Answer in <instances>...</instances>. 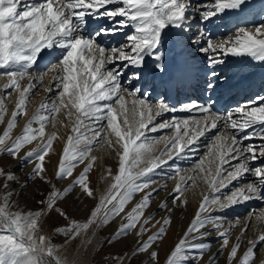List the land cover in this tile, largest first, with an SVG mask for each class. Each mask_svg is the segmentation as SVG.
I'll return each mask as SVG.
<instances>
[{
	"label": "snow or ice",
	"instance_id": "1",
	"mask_svg": "<svg viewBox=\"0 0 264 264\" xmlns=\"http://www.w3.org/2000/svg\"><path fill=\"white\" fill-rule=\"evenodd\" d=\"M244 7H247L246 0H211L196 6V11L200 12L202 20L208 21L225 10L243 11ZM191 8L189 0H0V78L7 77L4 88L18 92L19 97L16 111L0 135V155L33 163L30 179L35 177L51 185L38 201V208L24 211L13 200L18 177L15 172L0 167V264H72L61 255L63 245L53 243L54 236L62 235L66 241H71L87 235L90 229L94 231L107 226L136 194L143 193L125 214L127 222L122 223L115 234V239L127 237L151 206L153 195L160 191L152 187L157 182V170L163 173L168 161L185 159L188 152H195L198 139L213 129L218 130L217 134L211 138L208 152L196 161L193 169L202 174L200 178L213 195L203 196L191 226L169 253L165 264H199L211 245L194 241L205 240L213 230L221 240L220 252L229 249L235 225L224 228V217L214 216L212 211L252 199H264V98L242 105L234 112L221 114L212 110L211 103L202 106L194 101L179 109L163 100L152 103L146 90L137 87L149 70L147 61L154 62L153 74L165 72V54L161 50L164 30L169 26H183ZM100 20L108 21L111 26L91 29V22ZM125 28L130 31L118 47L106 48L99 41L101 36L115 35ZM200 35L204 39V34ZM45 50L51 60L41 69L37 61L42 59ZM201 51L208 54V64L213 69L228 55L249 56L264 62V25L251 30L239 28L227 39L215 42L207 38ZM132 69L135 71L124 78V73ZM50 73L55 87L45 91H55V96L41 105L42 112L47 114L38 112L22 133L12 139L17 116L26 115L32 90L37 84L43 87L45 77ZM210 75L216 77L217 73L213 70ZM25 78L29 83L22 88L21 81ZM170 83L176 87L184 86L186 77L175 76ZM207 86L215 87L213 83ZM11 94L6 92L0 97V123L6 115L5 99ZM178 111L189 115H173L171 119L157 121L158 117ZM61 114L69 122L64 127L73 125V135L67 137L56 174L58 181L71 178V183L63 190L52 184L45 167V158L58 139L57 132L49 133L46 142L43 139L46 125L51 124L55 129L56 117ZM34 124L38 126L34 128ZM257 126H260L259 131ZM165 129H172L174 134L171 137L147 134ZM257 138L259 144L245 143ZM36 140L40 141L37 147L21 156V150ZM161 142L165 143V149L156 156L153 154L155 146ZM104 145H107L106 151L110 150L118 157V170L113 175L109 169L112 182L97 197L89 179L96 157L90 153L93 146ZM257 160L261 161L260 166L253 165L252 162ZM81 164L85 165L83 171L74 176L75 169ZM180 172L178 165L169 169L168 179L179 176L171 194L174 207L177 201L181 207L188 203L180 197L197 180V175L185 177ZM245 176L255 179L233 188L230 194L222 191ZM75 188H79L86 198L97 201L84 221L71 218L60 206ZM160 208L168 209V202L162 203ZM60 219L67 224H60ZM152 219L148 216L140 224L137 247L128 264L141 256L147 258L148 264H159L155 246L165 237L171 216L164 219L157 233L144 240L143 236L149 230L146 226ZM259 219L264 220V213ZM49 221L52 222L51 231L46 233ZM235 223H240L239 218ZM259 239L264 241V235ZM239 241L240 237H237L230 248L229 264H251L253 248L237 259ZM127 256V253L113 256L112 264H124Z\"/></svg>",
	"mask_w": 264,
	"mask_h": 264
},
{
	"label": "rangeland",
	"instance_id": "2",
	"mask_svg": "<svg viewBox=\"0 0 264 264\" xmlns=\"http://www.w3.org/2000/svg\"><path fill=\"white\" fill-rule=\"evenodd\" d=\"M194 1L196 3L199 2L200 4H203V0H194ZM189 2L191 3V0H189ZM205 3H207V1ZM261 4H263V2L257 3V5L254 7H259ZM192 11L193 13H191ZM186 17L187 18L185 19L183 26L180 27L179 33H178L181 38H184V39L179 38L180 44L183 45L184 51L186 48H188L189 62L191 63L192 67H196L194 65L196 64L195 63L196 60L191 59L193 56H196L198 59H202V63L200 61H198L197 63L199 64V67L203 69L204 68L207 69V73L205 75V84L208 85V83H213V84H216V86H218V85H222L225 81L229 80L231 82L228 87L232 88L235 84L232 80L236 77V75H238L237 77L238 81L247 79L248 76H252V75L259 76L257 77V79L259 80L260 76H263L262 73H264V71H261L260 69H249L250 67L255 68L253 64H249L251 60V57L249 56L228 55L230 56V58L235 59L233 63L226 61V58H228V56H226L224 57V62L222 64L216 65L214 69L210 68L208 64V54L206 53L204 54V52L201 51V48L206 46L207 38H211L214 42L218 40H222V39H227L228 37L232 36L239 28H245V29L251 30L260 25H264V21L259 22V23H252L250 25H242L239 23H236V24L229 23L228 24L227 22H224L223 20H221L220 18L221 15L220 17H218V14H217L216 16L211 18L213 21V24H212L213 28H208L209 25L205 28V26L202 25L203 20L201 19L200 12L194 9V5L186 13ZM262 17L264 19V14H262ZM252 18L257 21V16H253ZM194 20L200 22L197 24L198 26L192 25V22ZM238 21H242V18L239 17ZM187 22L188 24H190L189 26H186ZM214 22H217V23L214 24ZM186 28L189 30L186 31L185 30ZM212 29L219 30L221 34L216 33L214 35H209ZM206 30H208L207 33H205ZM201 33L204 34V39H201V35H200ZM193 40L196 41V44L195 43L192 44ZM197 44L199 47H196V49H194L195 45ZM202 44L203 46H201ZM50 60H48L43 65V68H46L48 66ZM244 68L247 70L240 72V70ZM213 70L217 73V76L215 77L216 79H214V77L210 75V73ZM126 72H127V76L131 74V72L130 73H128V71ZM47 78L48 76L45 77V82L43 84L44 89L43 87H41L40 84H37L36 85L37 88L35 89V91L31 92L30 100L26 104V113H29V114H26L27 116L26 115L17 116L16 126L12 130V133H11L12 139H15L17 136H19L22 133L23 129L28 124V122L32 120L33 117L38 112H42L41 105L46 101L45 95L47 93L45 91V88L47 87L46 84H48ZM7 82H8L7 77L0 78V97H4L6 92L12 93L11 96H7L5 99L6 115L4 117L3 123H0V135H2L3 132L6 130L7 125L11 120L12 113L16 111V105H17V101L19 98L18 92L13 91L11 88L9 89L4 88V85ZM28 83H29L28 79L25 78V80L21 81V87L22 88L26 87ZM33 83H35V81H33ZM52 86L53 88L55 87V85L50 84V88H52ZM137 87H138V83H137ZM225 90L226 88L220 87V91L218 90L219 96L216 95L214 90L210 92L209 103H211V105L213 106H216L217 103L223 97L221 93H223V91ZM259 92H260V95H257V97L255 98L256 99L255 101H258V98H264V89L263 91L260 90ZM156 97H155V102H158V99H156ZM42 114L46 115L47 113L42 112ZM58 116L63 119L61 120L63 123H60V121L58 123L59 128L61 127L60 130L65 132L66 127L64 129L63 127L64 125H66V122L68 120H66V117H64L62 114ZM58 116L56 118V121H58V118H59ZM67 124H69V122H67ZM37 126L38 125L36 124L33 125L34 128ZM72 127L73 125L68 126L66 135L68 136L73 135ZM46 128H47L46 129L47 133H46L45 138H43L44 142H46L47 136L49 133H51L52 131H56V128L53 129L51 124L46 125ZM57 134H59V136L57 135L58 139L53 142V147L50 150V152L57 151L58 154H60L61 152V155H62V150H63V147L65 146L67 138L65 134L62 135V132L57 133ZM8 143H11V141L9 140ZM39 143L40 141L36 140V141H33L31 144L26 145L21 150L20 155L23 156L27 151L36 148ZM81 146L84 147L85 145H81ZM99 147L100 148L103 147L102 150H105V148H107V145L99 146ZM99 147L93 146V150L91 152L92 156L98 157L99 150H100ZM159 148H160L159 144L155 146V150L153 153L154 155L158 156L163 151V147L160 150ZM203 152L205 153L206 150H204ZM112 154H113V158L117 159V164L115 165V171H114L116 173L118 170L119 161H118V157L116 156V154L114 152H112ZM202 156H204V154H202ZM55 160L53 159L50 160L51 163L49 164L48 159L45 158V167L47 169L48 177L52 181V184L55 185L56 188L63 190L71 183V178L65 179L63 181H58L56 179L57 168H58L59 162H57L58 158H57V161ZM172 161L173 160L168 161V164ZM187 162L188 161H186V163ZM102 163L103 164L101 165L100 161L97 159L95 164L93 165L92 171L89 173L90 185L95 190L97 197L99 196L98 190L101 189L102 193L105 192L107 187L112 182V178L111 179L109 177H107L108 179L105 178L106 167L110 166V163L109 162H105V163L102 162ZM194 165L191 166V164H188V163L186 165V164H183L182 162H181V165L178 164L179 168H181L182 170V175H190V176L197 175V180L195 184L193 185L194 187L192 186L191 188H189V190L185 192L183 196L180 197V200L187 199L188 203L185 206L183 207L179 206V201H177V206L175 207L173 206L172 195H171L173 193V189H172L173 181H171L170 183L166 181L165 183L162 184L161 182L163 180L168 179V177H165V175L168 176V174L166 172H163V173L158 172L159 176H156L155 179L159 183L158 184L159 186L158 185L156 186V184H154L152 187L158 188L160 189V191L153 195L151 206L145 210L144 217L141 218L140 223L136 225V228L127 237H121L119 239H115V234L119 230L121 224L127 222L124 219L125 214L131 211V209L135 206V204L141 199L143 193L136 194L134 198L132 199V201H130L126 205L124 211L121 212L120 215L117 216L114 220H112V222L108 224L107 226H104L99 229H95L94 231L90 229L87 235H82L81 237L75 240H71V241H66L62 235L54 236L53 243L57 245H63L61 255L66 256L67 259L72 262V264H79L78 257L80 256V253H83L84 255H86L88 246L90 244V243H87L86 245H83L80 241L83 240V238H85L86 240L92 238L97 230L98 231V245L95 247L90 261H88V263L86 264H112L111 258L113 256L122 255L124 253L128 254V256L125 258L124 264H128V260L131 257V254L135 251L137 247V243L139 239L137 237V232L139 231L140 224L143 223V219L147 218L148 216L153 217L150 223L146 226L149 229L143 236V239L146 240L148 236L154 235L155 233L159 231L160 227L163 226L164 219H167L169 216H171V223L168 225L166 229L165 237L162 240H159L157 242V245L155 246L159 252V264H165V260L168 257L169 253L175 248V246L178 245L179 241L182 238H184L185 233L187 232V229L191 226L196 216V213L200 207V204L203 200V196L213 195V193H211L210 189L208 188V185L205 184L204 181L200 178L202 174H199L193 171ZM260 165L261 163L258 166ZM84 166H85L84 164L79 165L74 171V176H78L83 171ZM167 166H164L163 169L167 168ZM0 167H4L8 171L15 172L16 176L18 177V183L14 185L16 195L13 197V200L18 202L19 207L24 211L34 210L38 208L39 206L38 201L43 198V195L47 194V192L51 189V185L44 184L42 181H40L38 178H35V177L30 179L32 170L34 168V164L25 163L19 159H13L11 156H8L7 154H3V155H0ZM102 174L104 175L102 176ZM162 175L163 177H161ZM102 177L108 181H105V179H103ZM102 179L104 180V182L102 181ZM0 183H2V181H0ZM105 183H107L108 186H104ZM166 183L167 185L165 188ZM188 183L191 184L192 182L190 181ZM160 184L162 185L160 186ZM165 201L168 202V209H172L171 212H169L168 209L161 210L160 205L164 203ZM96 203H97L96 200H91V199L86 198L85 196L80 194L79 188H75L73 189L71 194L66 198V200L63 203H61L60 206L63 207L68 212L71 218L77 221H84L88 218L90 210L94 207ZM109 207H111V205H109ZM229 209L230 207L224 210L216 209L212 211V215L214 216L218 215V216L224 217V228H229L230 225L233 223V221H230L233 218H231L230 215L226 213L227 211H229ZM228 216L230 218L229 220H226ZM240 217L242 216H236V218H239V221H240ZM235 222H236V219L234 220V223ZM51 223L52 222L49 221L48 228L45 230L46 233H47V230L51 231ZM59 223L63 225V224H67V221L60 219ZM234 225L235 226L232 227L231 236H230V239H231L230 247L236 243L235 242L236 238L233 240V237L236 234V231L238 230V227H239V225H237L236 223ZM204 230L205 229H201V231H204ZM169 233H171L170 236H169ZM109 241H112V243H109ZM201 242L208 243L211 245V247L210 249L205 250V254L203 255L202 259L199 260V264H229V251L230 250H225L223 253L220 252L221 240L218 238L214 230L212 231V235L208 236L205 240L194 241V243H201ZM239 242H240V249L238 251L237 259H240L242 255L245 253L246 245H247L246 240L239 241ZM262 247L263 245H261L259 249L254 253V259L252 260L251 264H261V262L264 260V249L262 252H260ZM141 261H143V264H148L147 258L145 256H141L139 259L132 260L131 264H141Z\"/></svg>",
	"mask_w": 264,
	"mask_h": 264
},
{
	"label": "bare ground",
	"instance_id": "3",
	"mask_svg": "<svg viewBox=\"0 0 264 264\" xmlns=\"http://www.w3.org/2000/svg\"><path fill=\"white\" fill-rule=\"evenodd\" d=\"M207 1V3H210L211 2V0H203V4H207V3H205ZM248 0H246V2H247ZM37 2H38V0H37ZM257 3H259V2H255L252 6H256L257 5ZM191 4H192V6L194 5V9L196 10V6H198V5H200V3L199 2H195L194 0L192 1L191 0ZM262 5H264V2H263V4H261L259 7H255V9H258V10H260L261 9V6ZM245 9L247 8V7H244ZM243 8V9H244ZM225 11H227V12H232V11H234V10H225ZM191 13H193V11L191 12ZM253 17V16H252ZM250 18V21L251 22H257L255 19H253V18ZM226 19H233L232 17H228V18H226ZM200 21V20H199ZM199 21H196V20H194L193 22H192V25H194V26H198L197 24L198 23H200ZM202 24H203V22H202ZM206 24H209V25H211L212 24V20H208V21H206ZM190 24H186V26H189ZM101 26H104V27H109V26H111L110 25V23L108 22V21H104V20H100V21H94L92 24H91V29H98V28H100ZM130 30L129 29H127V28H125L124 29V31L123 32H118L117 34H115V35H109V36H101L100 38H99V41L101 42V43H103V45L106 47V48H108V47H112V46H115V47H118L122 42H124V40H125V36H126V34L129 32ZM172 32H173V29H172V27L171 26H169V28H166L165 30H164V33H165V35L162 37V41H161V50L162 51H164V60H163V63L165 64V72L167 71V68H168V57H169V53H170V51H171V49L174 47L173 46V43H174V34H172ZM174 35V36H173ZM116 37H117V39H116ZM115 41V42H114ZM119 41V42H118ZM177 41H178V43H180V39H177ZM118 42V43H117ZM196 47H197V45H195ZM205 54V53H204ZM41 56H42V59H39L37 62V64L39 65V67L40 68H42L43 67V65L48 61V60H50L51 59V57L49 56V53L47 52V50H45V52H43L42 54H41ZM197 60H198V58H197ZM235 59H232V58H230V56H228V58H226V61H228V62H230V63H233V61H234ZM147 64H148V68H149V70L147 71V72H145V74H144V77L142 78V81L140 82V83H138V87L139 88H141V90L142 91H145V90H147V89H149L148 91V99H149V101L150 102H152V103H156L155 102V97H156V99H158V102L159 101H161V100H163L166 104H168V105H170V103H169V101H167V99L166 98H164V95L162 94V90H157L156 92H152V90H153V88H154V86H153V84H152V82H151V80H148V77L150 76V75H153V72L151 71V69L154 67V62L153 61H147ZM255 67H259L260 65H261V62L260 61H257V60H255V61H253V63H252ZM108 67H112V65H108ZM131 71H135V69H132V70H129L128 71V73H130ZM165 72L164 73H155V74H158V75H165ZM198 72V71H197ZM51 73L49 74V76H48V78H47V83L48 84H46L47 85V87L45 88V89H47V88H50V84H52V85H54V83L53 82H51ZM198 75V73H196L195 74V76H197ZM127 77V72H125L124 73V78H126ZM124 78H122V80L124 79ZM196 79H198L199 81H200V83H197V85H198V87H199V89H198V91L199 92H202V89H203V87H202V85L201 86H199L201 83H202V79L201 78H198V77H196ZM135 83V82H134ZM36 88H37V86H36ZM52 88H53V86H52ZM43 89H44V87H43ZM33 91H35V89H33L32 90V92ZM205 91V90H204ZM46 100H48L50 97H54L55 96V91H53V92H47L46 91ZM158 94V95H157ZM41 99V98H40ZM232 99H234V98H232ZM235 102H237V100L235 99L234 100ZM242 101H246V100H242ZM252 102H256V101H251V102H248V103H246V102H244L243 103V105H248L249 103H252ZM200 105H205L206 103H202V102H200L199 103ZM188 105V104H187ZM38 106V105H37ZM229 106V105H228ZM230 106H232V105H230ZM240 106H238V107H236V108H234V110L232 111V112H234V111H236L238 108H239ZM33 109V108H32ZM34 109H36V108H34ZM214 112H215V110H213ZM32 113V112H31ZM220 113V112H219ZM230 113V112H229ZM26 114H29V113H26ZM221 114H223V113H221ZM173 115H175L176 117H185V116H188L189 114L188 113H184L183 111H178L177 113H175V114H172V113H168V114H165V116L164 117H158L157 118V121H159V120H161V119H171L172 118V116ZM27 116V115H26ZM30 117V116H29ZM28 117V118H29ZM59 117V116H58ZM57 118V117H56ZM61 120H63L61 117H59L58 118V121H57V123H56V132L57 131H59V132H57V133H60V132H62V135L63 134H65L66 135V132H67V130H68V127L66 128V131L65 132H63L62 130H60L61 129V127L59 128V121H61ZM67 120V119H66ZM26 121V120H25ZM68 122V121H67ZM67 122H66V124H67ZM70 126V125H69ZM65 127H63V129H64ZM71 128V127H70ZM47 129V128H46ZM45 129V136H46V133H47V130ZM256 130L257 131H259L260 130V126H257V128H256ZM217 131L218 130H216V129H213V130H211V131H207L206 132V134H205V137H200L199 139H198V141H197V145H198V147H196V146H192V147H196V150H195V152H188V155H187V157L185 158V159H179V160H173L172 162H170L169 164H168V166L167 165H165V166H167V168H165V169H163V172H166L168 175H169V169H171V168H173L174 166H176V165H178V164H180L181 165V162L183 163V164H186L187 165V163L188 164H191V166L192 165H194L196 162V160H198L201 156H202V154H206L207 152H208V149H209V147H210V141H211V138L212 137H214L216 134H217ZM149 136L151 135V136H156V137H159V136H162V135H166V136H169V137H171L173 134H174V131L172 130V129H165V130H163V131H157V132H155V133H147ZM58 136H59V134H57ZM67 136L68 135H66V138H67ZM45 138V137H44ZM65 138V139H66ZM239 138V137H238ZM245 143H255V144H259L260 143V140H259V138H257V139H255V140H253V141H245ZM64 145V144H63ZM160 148H159V150L163 147V151H164V149H165V143L164 142H161L160 144ZM82 147V146H81ZM100 148V147H99ZM102 148L103 147H101L100 148V150H99V154H98V157H96V160L98 159L99 161H100V163H101V165L103 164L102 162H109L110 163V166H107L106 167V176H105V178L106 179H108L107 177H109L110 179L112 178V176H110L109 175V169H111V172H112V174L114 175L115 174V165L117 164V159L116 158H113V154H112V152L109 150V151H106V150H102ZM106 149V148H105ZM204 150H206V152L204 153L203 151ZM186 152H187V149H186ZM90 155L92 156V154L90 153ZM115 155V154H114ZM116 157V156H115ZM57 158H58V161H57ZM62 158V155H61V152H60V154H58V152L57 151H52V152H49L48 153V155L46 156V159H48V161H49V164L51 163L50 162V160H55V161H57V162H59L60 161V159ZM165 158H167V157H165ZM47 161V162H48ZM186 161H188L187 163H186ZM96 162V161H95ZM253 163V165L254 166H258L260 163H261V161H259V160H257V161H254V162H252ZM107 164V163H106ZM183 166V165H182ZM181 166V167H182ZM225 167H227V166H225ZM185 168V167H184ZM184 168H182V169H184ZM181 169V168H180ZM190 169V168H189ZM191 170V169H190ZM104 171V170H103ZM161 172V170L160 169H158L157 170V176H159V173ZM192 174V173H191ZM194 174V173H193ZM92 175V174H91ZM104 174H102V176H103ZM180 175H182V170H181V172H180ZM183 176H185V177H187V176H190V175H183ZM161 177H163V175L161 176ZM165 177H168V176H166L165 175ZM103 178V177H102ZM105 178H103V179H105ZM102 179V181L104 182V180ZM105 179V181H108V180H106ZM178 179H179V176H176L175 177V179H165V180H163L161 183L163 184V183H165L166 181H168L169 183L171 182V181H173V183H172V189L174 190V188H175V186H176V183H178L179 181H178ZM255 178L254 177H251V176H245L243 179H241V180H238V181H233L232 182V184L231 185H229V187L228 188H225V189H223L222 191L224 192V193H229L230 194V192L232 191V189L233 188H236V187H239V186H241V185H246L250 180H254ZM160 182V181H159ZM188 182H190V181H188ZM159 183L157 182L156 183V186L158 185ZM162 184H160V186L162 185ZM165 185H167V183L165 184ZM104 186H108V184L107 183H105L104 184ZM103 186V187H104ZM159 186V185H158ZM194 187V186H193ZM99 191V195L102 193V191H101V189H99L98 190ZM218 194V193H217ZM216 194V195H217ZM220 210V209H219ZM224 210V209H223ZM226 212V211H225ZM226 213H228V215H230V217L231 218H233V219H231L230 221H233V223L230 225V226H232V225H234L235 223H234V220L236 219L237 220V218H236V216H242V217H240V223L238 224L239 225V227H238V230L236 231V234L234 235V237H233V240L235 239L236 241H237V237H240V241H243V240H246V251L249 249V248H253L254 249V253L259 249V247L261 246V245H263V247L261 248V250H260V252H262L263 251V249H264V241H261L260 239H259V237L261 236V235H264V220H260L259 219V217H260V214L261 213H264V199H252V200H249V201H247V202H242V203H240V204H238V205H235V206H232V207H230V209H229V211H227ZM229 216H228V218L226 219V220H229V218H230ZM245 225H247V229L245 230ZM171 235V233H169V236ZM168 236V237H169ZM88 241H90V242H88ZM230 241H231V239H230ZM235 241V242H236ZM253 242V243H249V242ZM83 245H86L87 243H90L89 244V246H88V250H87V254L86 255H84L83 253H80V256L78 257V260H79V264H86V263H88V261H90V259H91V256H92V253H93V251H94V249H95V247L98 245V231L96 230V233L93 235V237L92 238H90V239H88V240H86L85 238H83V240H81L80 241ZM233 243V242H232ZM169 244H170V242H169ZM230 244H229V249L228 250H230ZM245 251V252H246ZM237 258H238V255H237ZM261 264H264V260L261 262Z\"/></svg>",
	"mask_w": 264,
	"mask_h": 264
}]
</instances>
